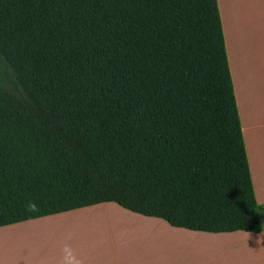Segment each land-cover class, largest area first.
I'll return each instance as SVG.
<instances>
[{"label":"trees","instance_id":"16d2710c","mask_svg":"<svg viewBox=\"0 0 264 264\" xmlns=\"http://www.w3.org/2000/svg\"><path fill=\"white\" fill-rule=\"evenodd\" d=\"M0 228L102 204L263 230L218 0H0Z\"/></svg>","mask_w":264,"mask_h":264},{"label":"rangeland","instance_id":"374dc122","mask_svg":"<svg viewBox=\"0 0 264 264\" xmlns=\"http://www.w3.org/2000/svg\"><path fill=\"white\" fill-rule=\"evenodd\" d=\"M259 42L257 39L256 44ZM229 56L235 89V55L230 52ZM252 62L249 63L250 68ZM253 63L257 72L254 71L256 75L254 80L261 81L263 86L264 60ZM241 64L242 79H246L249 64L245 60ZM239 66L240 63L238 69ZM0 87L11 94L20 95L16 77L1 58ZM261 101L258 108L264 113V100ZM241 112L244 113L243 108ZM260 136L264 134L261 133ZM250 144L249 140L251 150ZM255 153L257 158L253 159L251 174L254 173L253 184L256 185L258 205L264 209V147H259ZM100 207L109 208V214L99 215L102 209L87 208L1 228L0 264H134L155 261L157 248L161 251V256L165 257L166 238H159L156 241L152 238V229L155 230L156 227L150 225L143 227L140 225L142 221L139 217H131V213L117 205L108 204ZM137 221L139 223L135 224ZM158 222L161 224L158 229L168 228L164 222ZM139 225L143 229L140 227L139 230Z\"/></svg>","mask_w":264,"mask_h":264},{"label":"crops","instance_id":"0c3cea01","mask_svg":"<svg viewBox=\"0 0 264 264\" xmlns=\"http://www.w3.org/2000/svg\"><path fill=\"white\" fill-rule=\"evenodd\" d=\"M218 4L227 54L233 52L235 55V96L239 116H241L245 146L247 144L246 151L250 157L248 158L251 164L250 169L253 172L255 151L261 146L264 147V136H260L261 133L264 134V113L258 108V105L262 103L261 100H264V85L262 86L261 81L254 80L256 70L253 63L264 60V0H218ZM257 39L260 40L259 44H256ZM229 60L231 61L230 56ZM244 60L247 64L253 61L252 67L250 68L249 64V70H246V79H242L241 62ZM238 63H240L239 69ZM241 108L244 113L241 112ZM251 175L255 184L254 173ZM255 189L256 185H254ZM100 206L90 208L102 209L99 215L109 214V208ZM130 215L139 217L142 221L140 225L143 227L145 225L156 227L155 230L152 229V238L155 241L166 238L167 250L164 257L157 248L155 261L134 264H264V228L259 234L243 232L208 234L175 229L164 222L168 228L161 230L162 228L158 229L161 225L158 221L161 220L134 213ZM138 223L139 221L135 224Z\"/></svg>","mask_w":264,"mask_h":264},{"label":"water","instance_id":"95a60500","mask_svg":"<svg viewBox=\"0 0 264 264\" xmlns=\"http://www.w3.org/2000/svg\"><path fill=\"white\" fill-rule=\"evenodd\" d=\"M259 218H260L261 224L264 226V209H262L259 212Z\"/></svg>","mask_w":264,"mask_h":264}]
</instances>
